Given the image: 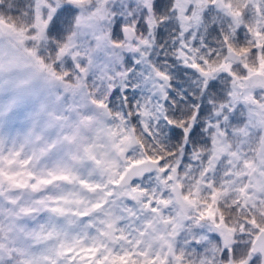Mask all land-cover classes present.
Wrapping results in <instances>:
<instances>
[{"label": "snow or ice", "instance_id": "obj_1", "mask_svg": "<svg viewBox=\"0 0 264 264\" xmlns=\"http://www.w3.org/2000/svg\"><path fill=\"white\" fill-rule=\"evenodd\" d=\"M0 264H264V0H0Z\"/></svg>", "mask_w": 264, "mask_h": 264}]
</instances>
